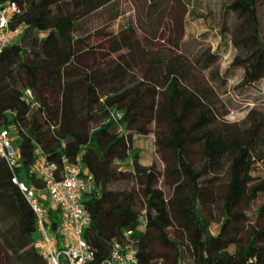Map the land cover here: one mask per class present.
Returning a JSON list of instances; mask_svg holds the SVG:
<instances>
[{
  "label": "trees",
  "instance_id": "obj_1",
  "mask_svg": "<svg viewBox=\"0 0 264 264\" xmlns=\"http://www.w3.org/2000/svg\"><path fill=\"white\" fill-rule=\"evenodd\" d=\"M12 1L21 8L15 24L26 28L0 52V123L16 129L22 180L45 186L36 171L38 146L51 161L80 162L93 174L98 190L84 197L92 216L85 237L96 250L91 264L109 257L112 240L124 230L139 243L140 264H183L180 244L167 234L175 219L190 231L192 264H264V202L256 210L257 226L246 232L240 225L264 193V179L252 174L262 158L264 114L253 117L252 110L244 131L226 125L227 111L219 110L215 86L204 75L209 70L218 79L212 70L219 55L211 47L192 56L183 51L187 2L147 0L135 19L115 30L122 15L115 10L106 17V11L117 0ZM259 5L264 0L225 5L227 14L242 19L232 41L246 54L232 64L244 69L246 86L264 78ZM100 15L103 22L90 27ZM28 89L33 99H27ZM152 124L164 172L144 165L134 147V136ZM223 159L229 180L218 194L210 175ZM128 160L130 170L123 168ZM13 175L0 154V264H45L34 246L35 214ZM161 176L174 191L170 200L156 187ZM130 179L139 187H122ZM217 194L224 199V219L213 235L204 209ZM50 217L57 229L56 212L50 210Z\"/></svg>",
  "mask_w": 264,
  "mask_h": 264
},
{
  "label": "rangeland",
  "instance_id": "obj_2",
  "mask_svg": "<svg viewBox=\"0 0 264 264\" xmlns=\"http://www.w3.org/2000/svg\"><path fill=\"white\" fill-rule=\"evenodd\" d=\"M185 1L188 4V12L185 16L183 51L192 56L199 50L203 51L211 47L212 51L219 55L218 64L212 70L218 75V79H212V74L209 70H205L204 75L215 86L219 110L222 112L227 111V115L224 117V121L227 123L226 125L234 130L244 131L250 125L248 115L252 110L255 111L253 117H261L264 114V78L252 85H243L244 69L239 66H233L232 64L236 56L244 57L246 54L245 48L236 46L232 41V32L242 22V19L238 14L232 12L226 13L225 5L228 0ZM146 3L147 0H117L112 6L113 9L106 11V17L111 16L115 10L121 13L122 16L114 22L112 27L117 30L120 23L126 22L128 19H135L138 14V9L145 6ZM259 17L262 36L264 38V5H259ZM103 20L101 15L95 16L89 22V26L95 28ZM224 29L227 30L226 34H223ZM11 131L13 136L16 137L15 127L11 126ZM134 147L140 150L141 162L144 165L155 166L158 171L164 172L165 163L161 158L158 145L156 144L155 124L150 126L149 131L134 136ZM260 153V157L262 158L255 164L252 174L257 179H264V145ZM199 156L198 154L196 157ZM195 165L197 168L202 167L201 162L198 160ZM123 168L130 170V165H126ZM213 175L216 177V190L219 194V191H223L225 183L229 180L226 160L223 159L220 162L219 168L214 170L210 177ZM125 186L129 188L139 187L137 181L134 179L125 181L122 187ZM156 187L163 189L165 197L168 200L174 197V191L166 184L164 176L160 177ZM218 194L216 201L211 202L204 209L210 222V232L213 235L220 233L224 219V199ZM263 202L264 193L260 194L257 200L251 203L247 209L242 222H240L241 227L244 226L243 230L246 232L253 229L252 226L258 225L256 210ZM141 207L142 203L138 209L140 210ZM242 209H245V203L242 204ZM175 223L173 227L167 229V234L169 238L177 240L180 244L182 249L181 255L184 258L182 263L192 264L193 251L191 249L190 231L182 228L176 219ZM233 232L235 231L232 228L230 233ZM149 233L150 231L147 232L146 238H148ZM154 245L159 250L164 249L163 245L157 241ZM231 250H233V247H231Z\"/></svg>",
  "mask_w": 264,
  "mask_h": 264
},
{
  "label": "built area",
  "instance_id": "obj_3",
  "mask_svg": "<svg viewBox=\"0 0 264 264\" xmlns=\"http://www.w3.org/2000/svg\"><path fill=\"white\" fill-rule=\"evenodd\" d=\"M21 8L16 1L0 0V52L5 47L20 40L26 24H15ZM27 99H33L30 89ZM117 120L123 115L114 112ZM11 127L0 123V154L13 172L12 181L24 193L36 217L34 246L45 264H91L96 250L85 237V231L92 222V216L84 203L87 194L98 190L92 173L80 162L70 163L64 158L60 165L51 161L43 149H36V171L44 182L37 188L20 178L17 169L20 153ZM131 165V161H126ZM50 210L58 217L57 229H53ZM141 226H147V218L141 216ZM132 230H124L121 238L112 240L109 257L102 264H140L139 243L132 237ZM37 236V237H36Z\"/></svg>",
  "mask_w": 264,
  "mask_h": 264
}]
</instances>
